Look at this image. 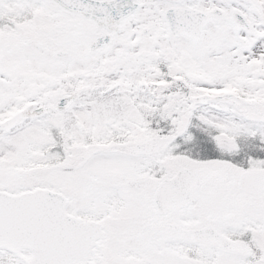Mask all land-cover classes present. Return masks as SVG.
<instances>
[{
	"label": "snow or ice",
	"instance_id": "obj_1",
	"mask_svg": "<svg viewBox=\"0 0 264 264\" xmlns=\"http://www.w3.org/2000/svg\"><path fill=\"white\" fill-rule=\"evenodd\" d=\"M0 264H264V0H0Z\"/></svg>",
	"mask_w": 264,
	"mask_h": 264
}]
</instances>
